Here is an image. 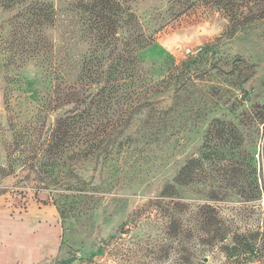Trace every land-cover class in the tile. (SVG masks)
Returning a JSON list of instances; mask_svg holds the SVG:
<instances>
[{
  "label": "rangeland",
  "instance_id": "1",
  "mask_svg": "<svg viewBox=\"0 0 264 264\" xmlns=\"http://www.w3.org/2000/svg\"><path fill=\"white\" fill-rule=\"evenodd\" d=\"M14 1L0 3V264H264V18L233 27L210 0ZM30 3L54 22L31 25Z\"/></svg>",
  "mask_w": 264,
  "mask_h": 264
},
{
  "label": "trees",
  "instance_id": "2",
  "mask_svg": "<svg viewBox=\"0 0 264 264\" xmlns=\"http://www.w3.org/2000/svg\"><path fill=\"white\" fill-rule=\"evenodd\" d=\"M99 1H102V3L104 2V4H108L110 2L109 0H99ZM210 1H211L210 3L213 4L215 7H217V9H219V10L221 9L224 13H227L228 22L233 27L244 25L247 23H251V21L264 18V0H210ZM15 2L16 1H14V0H1L0 1V3H2V6L4 8H7V9L9 7H12L13 4H15ZM29 8L32 9V12H30L25 18H26V20H28L31 23V25L33 24V25L39 27L41 25L52 24L54 22L53 17H52V13H50V12L43 13L39 3H38V5L30 3ZM129 15H130V20H132V18L135 17V15L132 12H130ZM116 22H117V19L115 17L113 20L110 19V21H109L111 28L114 30L116 28L115 27ZM148 39L150 40V38H148ZM135 42H136V40L134 39L132 44H133V46H135V48H138L139 45L136 44ZM135 48H132V49L137 50ZM137 63H138V61H137L136 55L133 54L131 56V58L129 57V65H130L129 68H131L132 71L133 70L135 71L138 68ZM241 63H245V60L238 58L237 60L233 61V63L231 64V68L229 70L221 69L215 63H212L201 74L216 72L219 74L232 75V74H235V72H237V70L240 68ZM123 67H124L123 62H121L120 59H117L116 63H114V69H117L116 71H118L120 69H123ZM108 69L101 71V73L99 74L101 77L99 78L100 81H98V83L104 82L105 85H109V89L111 87H113V89H115L116 86H119L121 84V82H120L121 78H117V77L116 78H110V76L108 74L109 73ZM116 71L114 70V72H116ZM120 72H121V70H120ZM190 79L191 78H188V80H190ZM185 83L186 82H184L182 85H184ZM114 86H115V88H114ZM108 97L110 98V95ZM152 103H153V101L147 99V101H144V102L136 105L134 112L141 110V109H145V108L149 107ZM128 123L129 122H127L126 125ZM59 127H60V125L58 124L57 128H59ZM57 128H56V130H57ZM187 168H188V165L186 164L179 171V174L177 175V177L175 179V181L178 184L179 183L180 184H186L187 183V180H184L182 178V175ZM38 177L41 180L39 174H38ZM170 188H173V186L172 185H166L161 194H165V192L168 191ZM59 244H60V247L65 245V239L63 238V236H61ZM235 248H236L235 245H233L231 247L227 246L226 250L228 249L229 251H233V249H235Z\"/></svg>",
  "mask_w": 264,
  "mask_h": 264
},
{
  "label": "crops",
  "instance_id": "3",
  "mask_svg": "<svg viewBox=\"0 0 264 264\" xmlns=\"http://www.w3.org/2000/svg\"><path fill=\"white\" fill-rule=\"evenodd\" d=\"M45 217L47 218V219H46L47 222H50V221H51L52 223L55 222V219H54V215H53V214L47 215V216H45ZM50 228L52 229V230H51V235H50V236L52 237V240L54 239L53 243H54L55 246H58V247H59V245H60L59 242H60V241H58L59 239L57 240V238H56V237H57V236H56V235H57V230H56L55 227H53V226H51ZM55 234H56V235H55ZM47 250L49 251V249H46L45 251L47 252ZM46 252L43 251V248H41L40 246H38L37 250H35L34 248H32V251L30 250V254H29V257H28V258H27L26 255H25L23 258H24V259H26V258H27V259H30V257L32 258L34 255H36V253H37V255L42 256V255L45 254ZM32 254H33V255H32Z\"/></svg>",
  "mask_w": 264,
  "mask_h": 264
}]
</instances>
